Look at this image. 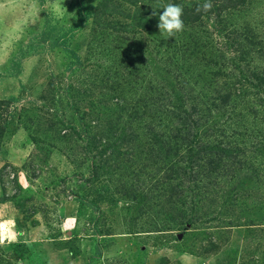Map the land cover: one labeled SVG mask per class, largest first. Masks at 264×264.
<instances>
[{"label":"rangeland","instance_id":"obj_1","mask_svg":"<svg viewBox=\"0 0 264 264\" xmlns=\"http://www.w3.org/2000/svg\"><path fill=\"white\" fill-rule=\"evenodd\" d=\"M235 1L0 0V264H264L247 208L264 202V161L248 153L264 107L249 87L225 114L212 101L241 70L264 73V0ZM169 3L185 27L166 38ZM158 142L178 145L174 171L187 142L232 154L220 175L170 177Z\"/></svg>","mask_w":264,"mask_h":264},{"label":"trees","instance_id":"obj_2","mask_svg":"<svg viewBox=\"0 0 264 264\" xmlns=\"http://www.w3.org/2000/svg\"><path fill=\"white\" fill-rule=\"evenodd\" d=\"M235 2L236 3L234 4V6H237V7L239 4L244 3L242 0H237ZM227 7L228 6L220 7L219 12L216 15L217 19L221 20L220 19L221 12H223V9H225ZM208 14H210V13H208ZM187 17H188V19L186 20L187 22L185 24H189V25L190 24H196V22L202 18V14H199V13L197 15L194 14V17L192 15H187ZM82 22H85V19H83ZM212 63L210 62L208 64L213 66L214 63L213 64ZM233 64H234V62H233ZM234 65H235V71H237V68L240 65H238V63H236ZM247 67H249V65ZM240 68H241V66H240ZM219 69H220L219 71L215 72L216 76H220V75L223 77L226 76L224 73H221L222 68L220 67ZM228 76L234 77V72L229 73ZM236 83H237V85H235V86H237V89L233 88L234 83L231 82L228 85L222 86L221 88L223 90L218 91V93L212 99L214 105L218 108V109H216L218 112L224 111V114H225L226 113L225 110H227V109H223V108H225L226 106H229V105H234V103H233L234 102V96H235L236 100H242L243 97H244V99L248 98V96H250V95H248L247 93L241 94V91L245 87H249L254 92L255 97L253 100L254 101L255 100L260 101V103L264 107V73L263 72H261L257 67L250 66L248 68V70H246V69H244V71L241 70L239 79ZM234 90H236V91L234 92ZM232 110L234 111L236 109L234 108ZM179 111H180V109L176 110V112H174V110H173L171 113L173 115H175V117H178V115L181 114ZM183 119L186 120L184 122L185 124H189L188 122L190 120L188 119V117H184ZM199 128H200V126H199ZM182 131L183 130H181V132ZM184 132H185V135L187 137L182 139V141L184 140V142H186V139L191 138V133H190L191 129L187 128V132L184 130L183 135H184ZM174 138L178 140V139H180V136H176ZM157 144H158V148L160 149L159 150L160 151L159 156H162V154H163V156L161 157V160L162 161L164 160L163 164L167 163V165L170 166L169 171H171V172H170L169 176L171 177V176H173V174L174 175L176 174L177 178H178V174L186 173L187 171L189 172V171L193 170L192 167H194V166L198 167L200 165H201L200 167L208 169L209 170L208 173H215V174L220 175L221 166L225 165L226 162H228V159H226V158H229L230 154H232L230 150L228 151L226 149V147H223L221 145V142L215 146H212V147H195V145L193 146L192 142H187L186 149L188 152L189 159L187 157V161L183 160L181 162V164L185 165L184 168L181 167L182 169H177L174 171V169H176L175 164L177 162L175 163L173 158L178 157V154H179L178 145L177 144H171L169 142H167V143L158 142ZM196 149L197 150L200 149V150L195 152ZM244 152H245L244 149H242L240 147H237L235 150L234 159H236V166L240 170L243 169L248 163H250L248 161V159H246L245 161H243L244 158L242 160H238V158H240V157H245ZM248 153L249 154L251 153L250 154L251 159H262L264 161V139H261L259 137L258 140L253 141L251 143V146H250ZM252 154L254 156H252ZM203 156H205V158ZM259 177H261V175H259L257 173V171H255V177H253L252 175L248 177L249 178L248 182L250 184L248 187H246V184H247L246 181H245L246 183L245 182L239 183V185H240L239 187H237V185H236V187H237L236 189H239V192H237V194H236L237 199L243 200V196H247V198H248L247 192L249 191V189L252 187H256L258 184L261 183V181H260L261 179H259ZM191 180H194V178H191ZM194 182H195V180H194ZM196 186H197V184H196ZM240 190L242 192H244V191L245 192L242 193V192H240ZM178 195H180V194H177V196ZM253 204L254 205H251V208L249 205H247V208L249 210H252V212H254L257 215L258 222L260 221V223H261L262 221H264V202L261 204L254 202ZM249 223H250L249 228H252V229H256L255 227L259 226V223L257 224L255 221H249ZM214 247L218 248V246H214Z\"/></svg>","mask_w":264,"mask_h":264},{"label":"clouds","instance_id":"obj_3","mask_svg":"<svg viewBox=\"0 0 264 264\" xmlns=\"http://www.w3.org/2000/svg\"><path fill=\"white\" fill-rule=\"evenodd\" d=\"M212 0H205L202 5H198L196 8L197 12H208L212 8ZM163 11L159 14V22L157 27L161 35H164L166 38L175 37L177 33H180L184 30V21L182 19L184 14V9L179 4L169 3L162 7ZM157 13L154 11L153 15ZM5 226L0 225V236L4 235ZM3 240L0 239V243Z\"/></svg>","mask_w":264,"mask_h":264},{"label":"crops","instance_id":"obj_4","mask_svg":"<svg viewBox=\"0 0 264 264\" xmlns=\"http://www.w3.org/2000/svg\"><path fill=\"white\" fill-rule=\"evenodd\" d=\"M12 236V235H11Z\"/></svg>","mask_w":264,"mask_h":264}]
</instances>
